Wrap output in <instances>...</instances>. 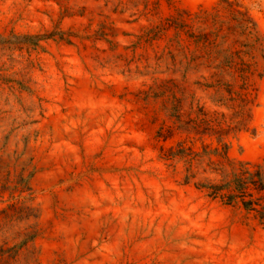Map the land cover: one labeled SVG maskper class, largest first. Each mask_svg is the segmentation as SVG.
<instances>
[{
    "label": "rangeland",
    "instance_id": "1",
    "mask_svg": "<svg viewBox=\"0 0 264 264\" xmlns=\"http://www.w3.org/2000/svg\"><path fill=\"white\" fill-rule=\"evenodd\" d=\"M218 137L264 181V0H0V264H264Z\"/></svg>",
    "mask_w": 264,
    "mask_h": 264
},
{
    "label": "trees",
    "instance_id": "2",
    "mask_svg": "<svg viewBox=\"0 0 264 264\" xmlns=\"http://www.w3.org/2000/svg\"><path fill=\"white\" fill-rule=\"evenodd\" d=\"M227 6L234 10V3L228 2ZM241 13V12H240ZM247 22L252 24V27H244V33L252 34V31L257 27L253 20L246 13H241ZM218 143L224 147V158L226 159L228 166L231 168L233 173V180L229 181L223 186L211 187L212 193L211 197L214 199L220 198L225 202V205H233L240 200L243 208L248 213H255L256 217L260 219L261 224H264V206L260 204L261 199H255L253 192L258 194L264 192V181L262 175L259 171V167L253 165L255 169L252 171L249 167L252 166L251 163L236 162L230 158L229 145L223 143V138L218 137ZM219 149H216V154ZM179 156L178 154H172L173 158ZM227 193H224V192ZM253 191V192H252ZM261 208V209H259Z\"/></svg>",
    "mask_w": 264,
    "mask_h": 264
}]
</instances>
